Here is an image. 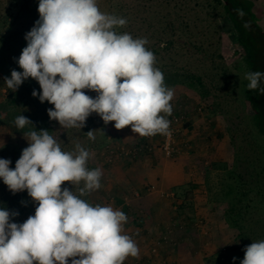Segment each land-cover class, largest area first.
<instances>
[{"label":"clouds","instance_id":"clouds-1","mask_svg":"<svg viewBox=\"0 0 264 264\" xmlns=\"http://www.w3.org/2000/svg\"><path fill=\"white\" fill-rule=\"evenodd\" d=\"M38 12L16 61L22 71L4 78L8 89L16 91L28 78L37 81L41 91L32 96L54 105L47 114L66 129H82L96 113L117 130L171 134L166 117L174 90L155 67L147 39L117 32L125 18L101 12L97 0H39ZM244 78L249 90L264 94V72L249 71ZM14 123L34 130L24 133L28 146L14 169L10 159L0 158V179L13 194L26 190L36 207L23 223L13 222L18 211L0 208V264H124L129 256L139 258L136 242L124 234L126 214L80 198L101 187L102 170L87 167L90 152L79 143L75 151L62 150L50 131L35 130L24 115ZM86 134L95 140L94 131ZM65 182L78 187L79 195L62 188ZM240 264H264V240L246 246Z\"/></svg>","mask_w":264,"mask_h":264},{"label":"rangeland","instance_id":"rangeland-1","mask_svg":"<svg viewBox=\"0 0 264 264\" xmlns=\"http://www.w3.org/2000/svg\"><path fill=\"white\" fill-rule=\"evenodd\" d=\"M6 1L8 0H0V9L3 4L6 5ZM251 2L254 4L255 21L264 30V0H251ZM97 4L100 11L105 13L103 0L97 1ZM148 7L151 13H162L163 7H157V4L148 5ZM137 10L142 16L147 15L142 7ZM218 20L221 38L215 51L222 55V60L215 59L211 54L217 61L211 64L209 53L206 60L188 56L187 64L192 73L205 78L209 87L212 84L211 81L221 87L217 92L212 90L217 96L216 101L219 106L216 108L212 99L200 100L191 90L175 85L168 86L170 84L164 80V83L175 93L170 102L172 114L166 118L168 120L174 116L180 118L187 107V113L190 115L187 118L193 117L201 125V129L196 127L201 131L200 136L194 137L196 142L192 141L194 138L187 140V135H193L194 131L188 133L184 124L180 122L178 128L182 134L176 135L175 138V156L166 158L161 147H136L144 141L150 145L158 144L160 141L153 138L161 134L144 137L145 140H143L144 138L134 133L131 127L129 131L117 130L114 127V121L105 124L96 113H92L87 118L85 127L71 128L67 132V138L64 139L66 137L64 135V140L60 141L64 151H75V146L79 143L90 152L88 169L102 170L101 187L81 196V199L93 206L110 205L121 211L128 206L137 207L146 223L141 231L137 225L127 226V222L124 223V234L132 237L140 250L139 258L129 256L124 264H135L137 259L143 258V264H240L244 258V248L252 242L264 240V187H262L264 182H260L262 184L259 193L261 198L252 202V208H248L247 214L243 216L241 230L231 229L225 222L226 204L234 195H239V191L243 188L240 186V181L231 179L228 170H235L237 173L245 169L250 171L251 168L246 167V163L239 159L240 156L250 159L255 165L259 164L258 158L264 155V150L260 148L264 147V138L254 125L253 111L241 89L238 88L239 84L232 82H235V78L226 79L229 74L237 75L236 67H239L238 64L242 61V50L235 42V33L231 27L222 24L223 19L218 18ZM189 23L192 30L193 23ZM151 44H153L152 41ZM175 58L178 57L175 56ZM181 62L183 63L184 59H181ZM217 64H223L226 68L219 66L223 68L220 69L223 72L227 70L228 73L225 76L221 73L215 76L216 68H213ZM2 74L1 72L0 80ZM1 85L0 82V101H3L6 91ZM96 95L97 93L93 92L91 97L95 98ZM90 130L94 131L95 140L88 138L86 133ZM128 133L135 139L125 137ZM150 137L153 140H148ZM2 139L4 138H0V147L4 145ZM134 149H137L136 156L133 160H127L124 152ZM158 149L161 150L159 151L165 160L186 162L190 167V169L187 167V178L184 180L185 183L188 182L186 185L193 187L192 193L185 202L187 219L176 217L178 216L176 206L181 204L184 196L177 198L175 192L179 191L181 195L188 186L185 187L183 184L182 190L173 192L163 190L160 185L152 181L153 183L142 184L145 187L142 191L145 197H142V192H138L139 189H133L129 183L128 179L132 176L129 165L153 161L156 156L155 151ZM144 171L141 170L136 175L142 176ZM82 186L83 182L79 187ZM63 187H68L79 195L78 187H73L69 182H65ZM231 188L233 191L228 192ZM138 201H141V204H137ZM149 205L155 209L152 213L153 217L152 214L150 216L145 214V210H148L146 206ZM140 240L144 241L140 242ZM150 240H152L151 243H148ZM233 257L236 259L233 260ZM69 264H71L70 260Z\"/></svg>","mask_w":264,"mask_h":264},{"label":"trees","instance_id":"trees-1","mask_svg":"<svg viewBox=\"0 0 264 264\" xmlns=\"http://www.w3.org/2000/svg\"><path fill=\"white\" fill-rule=\"evenodd\" d=\"M103 2L105 13L127 20L125 26L117 29L118 33H128L133 38L147 39L146 47L154 53L155 67L162 71L164 80L170 84L168 86L175 85L191 90L200 100L212 99L216 108L219 103L212 90L217 92L221 87L214 81H211L212 84L209 87L202 75L192 73L187 64V57H200L206 60L207 54L210 53L215 59L222 60V55L216 52L215 48L219 46L221 38L218 18L223 19L222 24L231 27L235 33V42L242 50V61L238 64L239 67H236L237 75L229 74L226 79L235 78V82H232L239 84L238 88L241 89L253 111L254 125L264 138V94H261L259 89L249 90L248 81L244 78L245 73L249 71L264 72V30L255 21L254 4L251 0H103ZM5 4L0 9V74L3 73L0 82L1 87H4L6 91L5 99L0 101V138H4L2 139L4 145L0 147V158L10 159V168L14 169L22 149L28 146L27 136H24V133L34 130L31 125L18 129L14 123L17 116L24 115L30 119L37 131H50V134L59 142L67 138V132L71 128H63L57 121L50 120L47 109L53 108L54 105L47 101L41 103L38 97L32 96L34 89L37 92L41 91L38 82L34 79L28 78L16 91L7 88L4 78H10L13 69L22 71L16 61L22 49L27 46L25 34L39 19V0H8ZM156 4L157 7H163L162 13L150 12L148 5ZM139 7H142L147 15L142 16L137 10ZM189 22L193 23L192 30H190ZM214 58L211 55V64L217 62ZM181 59H184L183 63ZM220 65L223 66V64H217L213 68H216L215 76L220 73L225 76L228 73L227 70L224 72L220 70L225 68L219 67ZM260 87H264V80L261 81ZM84 91L92 96L93 91L87 89ZM187 112L186 110L181 113L183 117L181 123L184 124V128H190L191 125L187 120ZM175 115L179 114L175 113ZM144 142H140L142 144L136 147H150ZM260 148L264 150V147ZM174 156L175 154L172 157ZM125 158L133 160L134 155L129 151ZM239 159L251 169L250 171L243 169L241 173L228 170L231 179L240 181V186L243 188L239 191V195H234L226 204L225 222L231 229L240 231L243 216L247 214L248 208L251 209L252 202L261 198L259 193L264 187L260 183L264 182V155L258 158L257 165L246 157L240 156ZM186 186L188 187L181 195V192H175L177 198L184 196L181 204L176 206L177 218L187 219L185 202L192 193L193 187ZM177 188L176 190H182L184 187ZM231 191L233 188L228 192ZM35 206L26 190L13 194L0 179V208L19 212V215L13 218V222L23 223L32 212L35 213ZM123 212L128 218L127 226L142 225L143 219L139 210L128 206L123 209Z\"/></svg>","mask_w":264,"mask_h":264},{"label":"crops","instance_id":"crops-1","mask_svg":"<svg viewBox=\"0 0 264 264\" xmlns=\"http://www.w3.org/2000/svg\"><path fill=\"white\" fill-rule=\"evenodd\" d=\"M185 110H187V107L185 108ZM189 116L190 115L188 113V117ZM187 120H189V122L191 124L190 128H186L187 132L189 133V132L194 131L193 135H187V138H188L187 140H189L190 138H194L198 135L200 136L201 131L196 129V127L201 129L200 123L198 124V121H196L195 118H193V117H190ZM130 127L131 126H126L124 128V131L125 130L129 131ZM181 134H182V132H179L177 135L179 136ZM184 135H185V133H184ZM125 137L135 139L134 136L131 137L130 133L125 134ZM156 138H158V139H156ZM150 139L151 140L155 139L156 141H160L156 145L155 144L154 145L149 144L150 147H161L160 144H162V140H163L162 135H159V136L157 135L153 139H152V137H150L148 140H150ZM143 140H145V138ZM192 141L196 142V139L194 138ZM159 150L160 149L155 151L156 156H154L153 161L135 163L134 166H132L133 164L129 165L130 166L129 170H132L130 175H132V176H130L128 180L130 181L129 183H130L131 187H133V189H139L138 192H142L145 189V187L142 186V184H148L152 181L154 183L156 182L157 185H160L163 188V190L173 191V192L176 190L177 187L180 188V187L188 184V182L185 183V181H184L187 178V169L188 168L190 169V167H188L186 162L185 163L174 162L173 159L165 160L163 154L160 152L161 150L160 151ZM155 157H156V159H155ZM141 170H145L144 174L142 176L136 175ZM123 177H125V176L123 175ZM122 181H123V179L121 180V182ZM143 193L144 192L141 193V196L145 197V194H143ZM137 204H141V201H138ZM143 207H145V206H143ZM146 208L148 209L147 211L145 210V212H146L145 214L147 216H150L152 213H154V210H155L154 207L149 205L148 207L146 206ZM137 210H138V208H137ZM144 217H145V215H144ZM152 217H153V214H152ZM141 224H142L141 226L137 225V227H140V231L145 226L146 223L143 221V223H141ZM145 235H147V234H145ZM143 241L140 240V242H143ZM151 241L152 240L148 241V243H151ZM143 259H137L135 261V264H143V262H142Z\"/></svg>","mask_w":264,"mask_h":264},{"label":"built area","instance_id":"built-area-1","mask_svg":"<svg viewBox=\"0 0 264 264\" xmlns=\"http://www.w3.org/2000/svg\"><path fill=\"white\" fill-rule=\"evenodd\" d=\"M183 119V117H171V119L169 120L170 121V135H162L163 137V143H162V146H161V150L164 154V156L166 158H170L172 157L174 154H175V150H174V144H175V138H176V135L179 133V124L181 122V120ZM135 150L137 149H134L130 152H132V154L134 156H136V152ZM129 151H125L124 152V155H128Z\"/></svg>","mask_w":264,"mask_h":264}]
</instances>
